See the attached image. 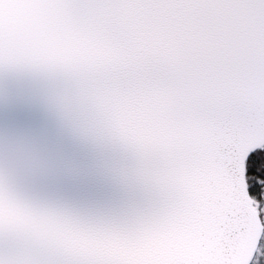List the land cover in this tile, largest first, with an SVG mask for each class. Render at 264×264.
I'll return each instance as SVG.
<instances>
[{
	"label": "snow or ice",
	"instance_id": "obj_1",
	"mask_svg": "<svg viewBox=\"0 0 264 264\" xmlns=\"http://www.w3.org/2000/svg\"><path fill=\"white\" fill-rule=\"evenodd\" d=\"M0 264H264V0H0Z\"/></svg>",
	"mask_w": 264,
	"mask_h": 264
}]
</instances>
